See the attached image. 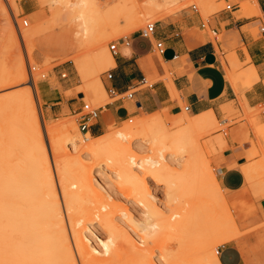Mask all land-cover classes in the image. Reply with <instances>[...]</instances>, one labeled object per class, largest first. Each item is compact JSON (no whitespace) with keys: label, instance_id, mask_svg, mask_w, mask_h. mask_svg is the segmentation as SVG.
<instances>
[{"label":"rangeland","instance_id":"obj_1","mask_svg":"<svg viewBox=\"0 0 264 264\" xmlns=\"http://www.w3.org/2000/svg\"><path fill=\"white\" fill-rule=\"evenodd\" d=\"M74 1L68 0L69 3ZM43 2L47 3V0H0V75L4 72L5 74L14 75L18 66L24 65L27 71V80L19 81V84L14 86L19 98L24 100L23 109L19 113L20 118L31 122L32 111L35 110L42 136V145L49 156L53 172L56 174L55 165L60 164L62 168H66L65 170L71 173L76 167L77 160H80L92 168V173L94 172L93 175L97 179L100 177L106 179L112 187V182L115 181L114 174L106 169L102 163H99V165L93 159H88L86 155L69 150L70 148L66 146L62 138L58 141L59 145L57 143L58 152L54 153L50 146L52 136H60L62 126L69 125V127H76L81 139L88 143L89 138L87 137L90 133L87 136L79 129L83 104H89L93 108H103L117 99H111L106 90L105 96L99 92L94 94L90 91L98 79L103 83L106 79V71L113 68L111 63L103 62L100 64L99 62L100 58L103 61L106 59L107 52L110 54L108 46L111 43L120 38L137 36L147 23L157 24L174 14H197L203 23H207L215 14L221 12L225 7V3L223 0H159L161 8L151 11L148 7L149 0H90V2H93L96 13L94 14L93 28L84 37V46L78 47L79 31L76 27L77 21L71 18L70 7L64 8L58 5L56 8H50ZM230 2L233 3V0H230ZM23 3L27 6L25 11L22 10ZM119 4L126 5L127 9H131L133 15L135 11H138L140 15L145 13L143 15L144 19L142 16L140 18L142 24L138 25L139 28L137 27V29L130 32L128 30L130 25L126 24L131 18L127 17V20H116L117 27L120 28H116L118 31L116 29L111 30L105 17H107V12L112 11L113 8L116 11V6ZM192 5L196 7L197 13L192 10ZM109 15H112V13L110 12ZM245 15V17L251 18L260 16V13L249 10ZM24 21L27 22L26 27L23 26ZM130 23L132 21H129ZM42 28H44V31ZM28 30L33 33L37 31L38 35L31 38L30 41L26 38L22 40L20 34L22 31L25 33ZM205 32L212 41L215 39L221 41L222 39V36L216 37L210 33L207 27ZM12 33L17 35V42L11 40ZM49 41H53L47 44L46 48L50 47V49L42 50V44ZM33 49L34 51H32ZM218 56L222 60L220 53H218ZM226 56H229V54H226L224 58ZM74 57L81 58L80 68L74 66L72 60ZM153 58L159 59L160 56L155 52ZM241 65L240 68L233 65L232 69L236 73L248 70V68L243 67L244 64ZM62 74L66 76L62 78ZM158 78L157 75H148L146 77L147 85H151ZM164 78L169 79L168 74ZM32 82L35 84V89L30 85ZM235 83V89H237L238 87L250 85L252 82L237 77ZM57 92L59 93L57 94ZM3 93V91H0V95ZM60 94L62 99L73 98L72 102L76 103L75 113L71 114L65 111L62 114L50 116L46 112L48 103L61 101ZM53 98H56V100L52 101ZM46 99L49 100L45 102ZM240 105L241 112L231 107L224 109L222 120H216L215 124L210 127L183 129L175 133L184 142V149L181 153L176 154L180 163V167H177L180 176L174 184L173 198L167 197L162 183L154 184L150 182L149 174L144 177L141 176L144 181L151 185L155 197L153 203L163 214L162 228L155 242H148L145 246L140 247L143 251L153 249L152 259L155 262L160 259V264L196 263L201 256L198 252L199 244L203 238L201 234L213 233L212 235L215 236V227L221 224L229 225L231 222L229 215L231 214L239 228L236 230L237 233L231 231V234L227 237L229 242H220L212 250L215 254L218 251L219 256L225 248L235 246L243 258L244 264H264V202L262 201L264 200V129L259 121V116L264 109L260 106L249 108L243 103H240ZM159 114L162 116L166 128L177 126L180 119L184 118V114L192 117L183 109L176 116H168L165 113ZM150 116L152 114L141 112L139 116L127 120L109 121L100 136L112 131H119L124 126L131 125L135 119H147ZM177 119L178 121L174 122ZM32 129L33 131L36 130V126H33ZM249 131L255 137L261 157L243 168L246 187L240 192L229 193L218 184L213 162L225 148V138L234 134L236 141L244 142L247 141ZM90 137L97 136L90 134ZM252 154L253 156L258 155L256 151ZM151 155L152 152L149 151L139 153L137 161H141L140 157L144 158ZM55 162L58 163L54 165ZM188 164L191 166L189 173L185 172L183 167H187ZM55 174V182L58 188V175ZM210 175L215 178V183L211 181ZM195 185L201 186L202 193L194 192ZM112 190H114L113 193L117 197L115 202L122 208L129 209L135 219L142 217V211L134 204L133 199L127 198L125 192H120L114 187ZM79 197L83 200H89H85V202L88 201L85 203L86 205L88 204L90 207L94 205V201L89 195ZM206 212H209V216ZM113 214L115 222L127 230L134 242L139 245L129 225H126L128 222L126 218L122 217L121 210L113 208ZM126 226L127 228H125ZM90 233L93 240L99 244L107 235L106 230L98 224L94 225L93 233L91 231ZM237 235L239 236L238 244L231 243L237 238ZM117 248L120 253L119 263H122L123 260L129 258L130 246L119 237ZM163 257L164 259H162Z\"/></svg>","mask_w":264,"mask_h":264},{"label":"bare ground","instance_id":"obj_2","mask_svg":"<svg viewBox=\"0 0 264 264\" xmlns=\"http://www.w3.org/2000/svg\"><path fill=\"white\" fill-rule=\"evenodd\" d=\"M46 4L50 8H56L58 5L70 7L71 18L77 21L78 47H83V39L93 28L95 20L93 2L75 0L69 3L68 0H47ZM148 5L151 11L161 8L159 0H149ZM240 7L243 16H246L249 10L259 13L256 0L243 1ZM127 8L126 5L119 4L116 11L113 8L114 10L107 12L105 18L111 30L118 28L116 20H127V17L131 18L126 24L130 25L128 26L130 32L142 24L140 18L145 13L141 11L140 15L135 11L133 15L131 9ZM110 12L112 15H109ZM129 21L132 23L129 24ZM42 29L44 31V28ZM36 35L37 31L33 33L28 30L25 33L22 31L20 37L22 40L26 38L30 41ZM11 40L17 42L15 33H12ZM236 57L229 54L221 61L227 82L235 88L237 77L251 82L256 81V72L252 66H249L247 71L237 73L232 69L233 65L238 68L242 66ZM72 60L74 66L80 68L81 58L74 57ZM99 62L114 64L112 55L108 52L106 59L103 61L100 58ZM26 80L27 71L22 64L18 66L14 75L5 72L0 75V91L4 92L0 95V264H160V259L157 262L152 259L153 249L143 251L140 248L148 242H155L162 228L163 217L162 212L153 203L155 200L153 189L143 177L149 174L150 182L162 183L167 197L173 198L174 184L180 176L177 169L180 163L176 154L184 149V142L175 133L183 129L210 127L217 120L215 113L209 110L192 117L184 114L178 125L171 128L165 127L159 113H153L147 119L131 120L133 121L131 125H126L119 131L111 130L112 132L99 137L89 135L88 143L81 139L76 127L62 126L61 135L51 138L50 146L53 152H58V141L62 138L69 150L78 151L79 154L86 155L88 159H93L98 164L102 163L110 170L115 178L111 187L106 179L101 177L97 179L93 175L94 172L92 173V168L80 160H77L76 167L71 173L60 164L56 166L58 162H55L56 174L53 172L49 156L42 145L35 110L32 111L31 122L20 118L19 113L23 109L24 100L19 98L14 86H17L19 81ZM30 85L35 89L34 82ZM90 91L106 95L103 83L99 79ZM33 126H36L35 132ZM146 151L152 152V155L140 157L141 161L138 162L139 153ZM188 166L183 167L185 172L189 173L191 166L189 164ZM242 170L244 171L243 168ZM54 174L58 175L56 177L60 193ZM210 179L215 183L213 175H210ZM199 185H195L194 192L202 193ZM113 187L125 192L127 198L133 199L134 204L142 211L141 218L135 219L129 209L122 208L115 202L117 197L113 193ZM81 195H89L94 205L92 207L86 205L89 200L85 199L88 200L85 202L79 197ZM113 208L121 210L122 217L128 222L125 224L129 225L139 245L134 242L127 230L115 222ZM206 213L209 216V212ZM229 218L231 221L229 225L221 224L215 227V236L213 233L201 234L203 238L198 249L201 256L193 264H220L218 254L212 249L220 242H229L227 237L230 232L237 233L238 228L231 214ZM95 224L103 227L107 233L100 244L93 240L90 233V231L93 233ZM119 237L130 246L129 258L122 263H119L120 253L117 251Z\"/></svg>","mask_w":264,"mask_h":264},{"label":"crops","instance_id":"obj_3","mask_svg":"<svg viewBox=\"0 0 264 264\" xmlns=\"http://www.w3.org/2000/svg\"><path fill=\"white\" fill-rule=\"evenodd\" d=\"M223 2L231 3L230 0ZM241 2L243 0H233L235 8L232 11L221 10L207 22L210 33L222 36L221 41L209 38L201 28L203 22L199 15L179 13L156 24L152 40L163 41L165 48L159 59L153 58L152 40L141 38L139 33L126 38L128 46L119 42L118 54L112 56L113 77L105 79L103 85L107 93L114 90L120 96L128 92L133 94L131 98L109 96L115 100L100 109L89 133L99 137L107 122L127 120L141 112L176 116L182 112L183 106H188L192 116L210 110L221 121L225 112L223 107L241 112L240 103L249 108L264 106V32H261L264 27V0H256L260 16L251 18L241 15ZM22 10H27L25 3ZM51 42L42 44L41 49H50L46 47ZM218 53L222 59L226 54H234L245 69L252 66L257 80L245 87L233 88L226 80ZM166 74L169 79L164 78ZM148 75L159 78L147 85ZM59 98L61 101L48 103L46 112L50 116L65 111L76 112L73 98L62 99L61 94ZM55 100L53 98L52 101ZM259 121L264 129V112L260 114ZM225 143L222 153L213 162L215 176L223 190L237 193L247 185L242 168L257 161L261 154L251 131L247 141H236L232 134L225 138ZM255 151L258 155L253 156ZM238 241L239 238L231 243L238 244ZM218 259L220 264H244L235 246L225 248Z\"/></svg>","mask_w":264,"mask_h":264},{"label":"built area","instance_id":"obj_4","mask_svg":"<svg viewBox=\"0 0 264 264\" xmlns=\"http://www.w3.org/2000/svg\"><path fill=\"white\" fill-rule=\"evenodd\" d=\"M234 8H235V6L233 3H225V7L222 9V11L229 12V11H232ZM192 10L195 13H197L196 7L194 5H192ZM23 26L24 27L27 26L26 21L23 22ZM206 27H207V23L201 24L202 29H206ZM155 29H156V23H147L145 25V28H143L142 30L139 31V35L143 39H147V40L151 39L152 40V36L155 32ZM261 32H264V27L261 28ZM119 42L125 46L129 45V41L126 38H120L116 42L111 43L108 46V50L112 56H116L118 54ZM151 43H152L154 51L159 56H161L165 51L163 41L152 40ZM61 76H62V78H64L66 75L62 74ZM112 77H113L112 70L110 69V70L106 71V79L111 80ZM108 93H109V96L112 98H121V97L131 98L132 94H133V92H128L127 94L120 96L114 90H109ZM260 107H262L264 109V106H260ZM100 109H101L100 107L99 108H93L89 104H83V107H82L81 113H80L81 116H80L79 129L85 135L89 134V129L92 127L93 122H95L98 119L99 114H100V112H99ZM182 109L187 113H189V111H190L188 106H183ZM263 112H264V110H263ZM217 254H218V251H217Z\"/></svg>","mask_w":264,"mask_h":264}]
</instances>
